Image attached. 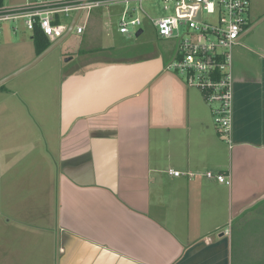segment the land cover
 <instances>
[{"label":"crops","instance_id":"1","mask_svg":"<svg viewBox=\"0 0 264 264\" xmlns=\"http://www.w3.org/2000/svg\"><path fill=\"white\" fill-rule=\"evenodd\" d=\"M104 14L88 11L76 33L89 25V35L61 42L70 66L53 69L47 100L57 130L35 128L44 88L33 98V84L0 85L2 150L15 143L16 172L23 145L35 149L22 177L0 175V264H264V27L245 34L248 23L232 49L228 148L202 93L166 68L172 55L121 57L95 43L108 34ZM15 30L1 29L0 80L37 56L30 31L16 37L33 50L4 63L1 41Z\"/></svg>","mask_w":264,"mask_h":264},{"label":"built area","instance_id":"2","mask_svg":"<svg viewBox=\"0 0 264 264\" xmlns=\"http://www.w3.org/2000/svg\"><path fill=\"white\" fill-rule=\"evenodd\" d=\"M143 0H34L23 5L1 7L2 22L23 19L32 31L37 24L50 41L61 37L67 24L61 23V14H80L83 10L109 8L124 3L118 31L128 33L130 27L140 29L141 19L129 17L130 2H137L143 10ZM164 14L151 18L161 38L176 39L172 59L166 68L181 75L185 84L197 88L211 107L215 126L228 148L233 145V46L238 42L247 23L250 0H160ZM78 16V19L80 17ZM75 23L78 33L83 27ZM136 33V32H135ZM174 176L181 172L168 170ZM206 178L231 185L228 173L206 171Z\"/></svg>","mask_w":264,"mask_h":264},{"label":"rangeland","instance_id":"3","mask_svg":"<svg viewBox=\"0 0 264 264\" xmlns=\"http://www.w3.org/2000/svg\"><path fill=\"white\" fill-rule=\"evenodd\" d=\"M34 0H4V5H7V3H27ZM23 5V4H21ZM124 3L117 4V5H111L108 9L104 8H94L90 10V14H93L95 12H102L104 11V22L106 23V30L108 34H104L102 31L98 33V37L100 38L99 42H95L97 44L102 45H108L112 46L111 52L115 56H141L142 54L150 53V52H158L164 57L165 63H167L173 54L176 39H164L161 38L157 31L156 27L152 24L149 17L156 18L164 14V11L162 9V3L160 0H143L141 2V6L143 10L148 14L149 17L145 16L143 11L139 8V4L137 2H130L127 4L129 7V17H139L141 19V25L140 29L142 32L136 36L135 32L136 29L133 27H130L129 32L126 33H120L118 31V23L120 21V17L122 14V9L124 8ZM264 10V0H250L249 10L248 14L246 16L247 23H251L255 19L261 17L260 14ZM74 12H69L67 15L61 14L59 17V21L64 24H69ZM88 11L83 10L79 19L78 24H83L85 22L86 14ZM264 15V14H263ZM258 18V19H259ZM89 20V18H88ZM87 20V21H88ZM255 20V21H256ZM2 25V26H1ZM0 25V37L3 35V31L1 29L3 28L4 32H7L9 30V27L15 26L17 27V30L14 31V33H8L9 34V42L1 41L3 42V48H2V56L4 57L3 60L4 63H7L10 65V61L12 62L20 58L25 52H27L29 49L33 50V45L31 43L24 44L22 41H18V38H20L19 34H26L29 36L30 31L24 26L23 19L19 20H11V21H5L2 22ZM89 27V25H88ZM88 27L86 31L82 34H77L76 29L72 30V38L76 36L77 39H81L82 37H86L89 35ZM264 27V20L261 21L258 25H256L250 32L251 34H256L261 31V29ZM24 30V31H23ZM250 34V33H247ZM16 36H19L18 38ZM5 38V37H4ZM69 39V40H71ZM28 40V39H27ZM26 40V41H27ZM78 41V40H76ZM97 41V40H96ZM10 42H14L13 44H10ZM66 42L60 43L57 45L54 49H52L46 56H44L41 60H39L37 63H35L31 68L24 70L23 72L17 74L16 76L9 79L6 83L8 86H11L15 88L17 85H22L25 87H29L33 84V98H37L36 92L39 89H45L46 91L41 92L45 94L44 97H39V100H34L35 107L33 108V112L35 115V118L38 119V123H36L37 127L35 128L39 131V133H47L51 132L53 130H57V123L53 122V116L56 114V107H51L50 104L47 102L49 99L53 96V84L58 82L57 75L55 72H53V69L60 70H66L69 68L70 65L68 64L69 60H66V58H69L68 50L66 49ZM79 42V41H78ZM30 46V47H29ZM99 47V46H98ZM170 55V57L167 59V55ZM63 68V69H62ZM18 70V69H17ZM50 88L46 89V88ZM49 92V97L47 96ZM56 104V100L53 102ZM58 108V107H57ZM3 115V114H2ZM56 121V120H55ZM8 129H13V134L19 133L21 130L18 128L16 130V123H7ZM5 125L0 122V166L5 167L4 170L0 169V175L3 174L6 170L10 169L11 171L6 172V175L8 179H15L17 177H22L24 171V168L26 166H29V151L35 150L33 147H30L28 145H23V156L21 158V161L23 162V170H18L16 172V166H18L17 157L18 152L16 150L15 143L11 150H2L3 146V132H4ZM25 126H22V129H24ZM31 130L33 131L34 128ZM28 150V151H27ZM20 195L18 193H14V196ZM1 209V206H0Z\"/></svg>","mask_w":264,"mask_h":264},{"label":"water","instance_id":"4","mask_svg":"<svg viewBox=\"0 0 264 264\" xmlns=\"http://www.w3.org/2000/svg\"><path fill=\"white\" fill-rule=\"evenodd\" d=\"M80 14V10L76 12V14L71 19L70 23L67 26V29L65 30L64 34L59 37L57 40L53 41L45 50H43L40 54H38L32 62L25 65L24 67L19 68L15 72L7 75L6 77L2 78L0 80V85L11 79L12 77L16 76L17 74L21 73L22 71L26 70L27 68L33 66L35 63H37L39 60H41L44 56H46L52 49H54L57 45H59L73 30V27L75 23L77 22L78 16ZM264 20V15H262L259 19H257L254 23H252L245 31V34L251 31L256 25H258L261 21ZM142 32L141 29H138L135 33L136 36H138ZM69 58H66L68 60Z\"/></svg>","mask_w":264,"mask_h":264},{"label":"trees","instance_id":"5","mask_svg":"<svg viewBox=\"0 0 264 264\" xmlns=\"http://www.w3.org/2000/svg\"><path fill=\"white\" fill-rule=\"evenodd\" d=\"M3 7V0H0V8ZM249 24L246 25L248 27ZM31 37L34 43V49L36 55L40 54L43 50H45L52 41L42 32L40 27L36 24L31 31Z\"/></svg>","mask_w":264,"mask_h":264}]
</instances>
